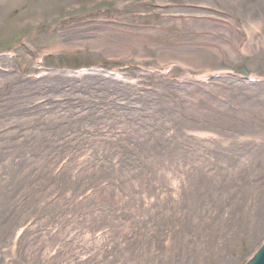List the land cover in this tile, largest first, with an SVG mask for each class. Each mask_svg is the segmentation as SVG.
Listing matches in <instances>:
<instances>
[{
	"label": "rangeland",
	"instance_id": "1",
	"mask_svg": "<svg viewBox=\"0 0 264 264\" xmlns=\"http://www.w3.org/2000/svg\"><path fill=\"white\" fill-rule=\"evenodd\" d=\"M40 9L0 0V264L249 260L264 242V0ZM102 166L123 191L106 176L74 192Z\"/></svg>",
	"mask_w": 264,
	"mask_h": 264
},
{
	"label": "bare ground",
	"instance_id": "2",
	"mask_svg": "<svg viewBox=\"0 0 264 264\" xmlns=\"http://www.w3.org/2000/svg\"><path fill=\"white\" fill-rule=\"evenodd\" d=\"M10 1L12 3H14L15 6L21 5L22 7H24V10H21L19 12V14L17 15L18 18H22V17L26 16V13L30 9H35L37 11V13L40 14L42 12L40 8H42L43 5L53 6L57 0H10ZM66 1L68 3H74L78 0H66ZM260 16L264 19V9L262 10ZM117 172H119V171H115L112 169L111 170L106 169L104 166L99 167L95 170H88L83 174L81 173L82 174L81 177L73 180L72 189L75 192V190L82 188L81 187L82 184H89V183L94 184L98 178L106 177V176H109L111 178V180H113V181L120 182L117 185V187H119L120 184H123V181H122L123 178H121ZM59 180H65L63 175L59 178ZM128 185L130 186L131 183H128ZM106 190L98 191L97 193L93 194V196L89 200H87V202H89L90 204L95 202L96 200H93V198H95V197L100 198V199H101V197L102 198L108 197L109 195H107ZM128 190H129V192H127V196H130L132 198L131 188L128 187ZM113 196H115V200L120 197L118 195V192L115 190L113 192ZM98 201H100V200H98ZM115 203H117V202L115 201ZM103 219H104L103 222H105L106 216H103Z\"/></svg>",
	"mask_w": 264,
	"mask_h": 264
},
{
	"label": "water",
	"instance_id": "3",
	"mask_svg": "<svg viewBox=\"0 0 264 264\" xmlns=\"http://www.w3.org/2000/svg\"><path fill=\"white\" fill-rule=\"evenodd\" d=\"M240 72L246 75V71L244 69H240ZM248 264H264V246Z\"/></svg>",
	"mask_w": 264,
	"mask_h": 264
}]
</instances>
